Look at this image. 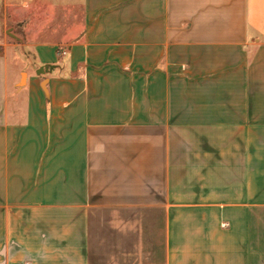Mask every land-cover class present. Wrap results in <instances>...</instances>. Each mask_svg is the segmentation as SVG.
I'll list each match as a JSON object with an SVG mask.
<instances>
[{"label":"crops","instance_id":"1","mask_svg":"<svg viewBox=\"0 0 264 264\" xmlns=\"http://www.w3.org/2000/svg\"><path fill=\"white\" fill-rule=\"evenodd\" d=\"M52 1L0 0V264H264V0Z\"/></svg>","mask_w":264,"mask_h":264},{"label":"rangeland","instance_id":"2","mask_svg":"<svg viewBox=\"0 0 264 264\" xmlns=\"http://www.w3.org/2000/svg\"><path fill=\"white\" fill-rule=\"evenodd\" d=\"M4 1V8L3 13H1V19L6 21L4 24V33L5 36L11 39L12 41H17L23 43L27 41L26 36V27L30 20H36L38 24H41L44 20V15L40 13H22L17 12L14 13L13 9L17 10L19 6H15L13 8L10 4L12 0H3ZM17 2L23 3V1L27 2L28 0H15ZM66 1V0H65ZM52 11L50 12L49 16L51 18V26L59 27L65 25H72L76 23V20H79L80 16V3L79 0H67L66 2L60 0H53ZM27 8V7H26ZM15 15L18 16L15 17ZM6 20H5V19ZM54 30V29H53ZM58 30L55 31L58 34ZM53 31V32H55Z\"/></svg>","mask_w":264,"mask_h":264},{"label":"water","instance_id":"3","mask_svg":"<svg viewBox=\"0 0 264 264\" xmlns=\"http://www.w3.org/2000/svg\"><path fill=\"white\" fill-rule=\"evenodd\" d=\"M44 68H46V69H47V66H45ZM42 71H44V69H42Z\"/></svg>","mask_w":264,"mask_h":264}]
</instances>
